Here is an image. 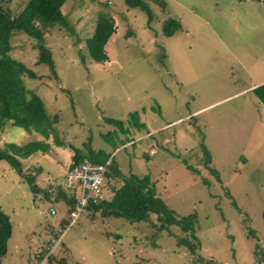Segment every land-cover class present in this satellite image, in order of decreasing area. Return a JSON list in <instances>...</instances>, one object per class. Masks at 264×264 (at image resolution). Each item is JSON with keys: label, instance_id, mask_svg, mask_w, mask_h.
I'll return each instance as SVG.
<instances>
[{"label": "rangeland", "instance_id": "rangeland-1", "mask_svg": "<svg viewBox=\"0 0 264 264\" xmlns=\"http://www.w3.org/2000/svg\"><path fill=\"white\" fill-rule=\"evenodd\" d=\"M27 1L0 4L17 14ZM147 1L151 20L124 0H65L61 9L74 33L58 24L44 30L55 74L38 61L34 38L13 30L10 54L35 71L23 75L24 84L48 115H58L64 145L11 121L0 129L2 148L9 141L49 143V154L18 156L22 172L0 159V205L12 223L4 264H33L44 253L66 210L44 187L62 179L74 147L88 153V145L107 153L123 175L149 174L178 217L197 212L196 249L177 244V236L189 235L176 224L152 244L153 213L154 222H131L87 207L65 230L51 264H264V0ZM100 12L113 17L115 31L105 44L108 58L97 62L86 39ZM168 17L180 22L170 35L162 30ZM133 112L145 127L133 125ZM106 117L122 120L125 130ZM202 144L216 174L202 162ZM118 183H106L107 197Z\"/></svg>", "mask_w": 264, "mask_h": 264}, {"label": "trees", "instance_id": "trees-1", "mask_svg": "<svg viewBox=\"0 0 264 264\" xmlns=\"http://www.w3.org/2000/svg\"><path fill=\"white\" fill-rule=\"evenodd\" d=\"M64 1L28 0L26 5L17 14H11L8 9L0 4V129H2L7 121H11L26 128H35L46 137L52 133L57 145H64V142L58 139L56 134L55 123L58 121V115H48L41 96L25 86L23 75L28 74L30 77H35L36 73L23 61L10 54V37L15 29L22 30L32 36L39 52L38 61L46 62L55 74L54 61L51 51L45 43L44 30L48 26L58 24L71 34L74 33L73 25L61 9ZM124 1L129 6H137L145 10L148 14V20L152 19L153 12L147 0ZM158 2L165 3L164 0H159ZM162 26L163 33L170 35L180 27V22L173 17H168L163 21ZM114 31L115 21L113 17L100 12L92 35L86 39L87 48L93 60L101 62L108 58L105 44ZM131 117L134 126L139 128L145 127V123L139 120L136 112L131 113ZM105 120L125 130L122 120L113 117H106ZM48 148L49 143L43 139H34L23 144L9 141L5 147L2 148L0 146V159H6L11 167L22 172V165L18 156L27 157L35 151H46ZM202 148L204 152L203 164L216 174L215 169L210 166V151L204 144H202ZM86 157L91 161L104 162L108 159L109 155L102 149H94L90 145H88V153H83L80 148L74 147L70 165ZM183 162L192 172H199L198 168L191 164L186 157L183 158ZM110 167V176L115 181L119 180L120 183L110 186L112 192L110 197L106 196L95 203L90 202L87 207H91L94 211H99L103 218L122 217L131 222H154L151 219V214L153 213L156 215L158 223L156 225L152 223L155 225V231H152L151 234L152 244H155V237L162 228L176 224L183 232L189 235V237L176 235L177 244H184L194 252L197 244L195 241L197 238L195 226L199 222L197 212L193 211L178 217L165 200L157 194L154 181L149 174L140 175L131 172L129 175H123L121 169L112 161ZM26 179L36 191L37 187L34 177L26 175ZM59 188H61L60 194L68 204L65 219L61 220L63 224L68 221L69 212L75 204L76 197L73 194L67 195L64 192L65 189ZM261 215L264 219V206ZM11 233V220L0 205V264H2L3 255L7 252L8 239ZM52 260L51 255L47 261L51 264Z\"/></svg>", "mask_w": 264, "mask_h": 264}, {"label": "built area", "instance_id": "built-area-1", "mask_svg": "<svg viewBox=\"0 0 264 264\" xmlns=\"http://www.w3.org/2000/svg\"><path fill=\"white\" fill-rule=\"evenodd\" d=\"M155 147L150 148L154 152ZM110 158L104 162L91 161L84 158L66 169L63 177L59 181H53L46 187L47 192H53L62 187L76 197L75 204L69 212L68 221L59 224L51 229V235L44 245V253H37L32 259L33 264H45L48 257L52 255L54 248L61 242L62 236L68 226L78 217L90 202H98L106 197L105 185L112 183L114 179L110 176ZM31 173L35 175V171ZM55 208L51 207L50 212L55 213Z\"/></svg>", "mask_w": 264, "mask_h": 264}, {"label": "crops", "instance_id": "crops-1", "mask_svg": "<svg viewBox=\"0 0 264 264\" xmlns=\"http://www.w3.org/2000/svg\"><path fill=\"white\" fill-rule=\"evenodd\" d=\"M43 153L44 152H46V151H42ZM41 152V153H42ZM58 152V151H57ZM45 154H49V152H46ZM37 155H38V153H37ZM52 155H54V154H52ZM55 156H58V154H55ZM36 156H35V154H30L29 156H28V158H35ZM41 157H42V155H40V157H39V160L41 159ZM59 158V157H58ZM58 158H57V160H58ZM34 161H37V160H34ZM65 168V167H64ZM65 170H66V168H65ZM65 170L64 171H59V173H61V174H59L61 177L63 176V174L65 173ZM56 177V176H55ZM57 180V178H54V177H52L51 178V180H50V183H52L53 181H56ZM57 181H59V180H57ZM50 185V184H49ZM45 189H46V186L44 187ZM61 188H57V190H55V191H53V192H48V193H50L49 194V196H50V198L51 199H54L55 200V198L57 197L59 200L61 199V201H63L64 203H65V205H66V210H65V213L63 214V215H65L66 216V211H67V208H68V204H67V202H66V200H65V198L60 194L61 193V190H60ZM64 192L67 194V195H71V193H69L68 191H66V190H64ZM52 229V228H51ZM4 256L5 255H3V257H2V264H4L3 263V259H4Z\"/></svg>", "mask_w": 264, "mask_h": 264}]
</instances>
